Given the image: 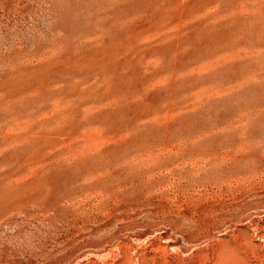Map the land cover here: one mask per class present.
Segmentation results:
<instances>
[{"label": "rangeland", "instance_id": "rangeland-1", "mask_svg": "<svg viewBox=\"0 0 264 264\" xmlns=\"http://www.w3.org/2000/svg\"><path fill=\"white\" fill-rule=\"evenodd\" d=\"M0 264H264V0H0Z\"/></svg>", "mask_w": 264, "mask_h": 264}]
</instances>
